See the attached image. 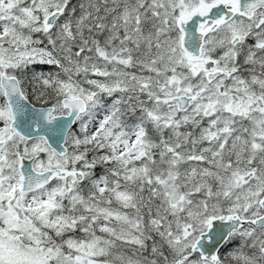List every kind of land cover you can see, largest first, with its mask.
Wrapping results in <instances>:
<instances>
[{
  "label": "snow or ice",
  "instance_id": "1",
  "mask_svg": "<svg viewBox=\"0 0 264 264\" xmlns=\"http://www.w3.org/2000/svg\"><path fill=\"white\" fill-rule=\"evenodd\" d=\"M0 264H264V0H0Z\"/></svg>",
  "mask_w": 264,
  "mask_h": 264
}]
</instances>
